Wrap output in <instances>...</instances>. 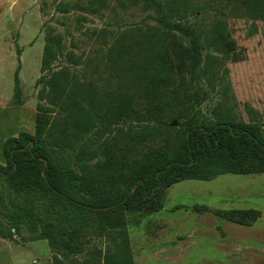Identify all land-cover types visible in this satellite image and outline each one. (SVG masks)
<instances>
[{
  "label": "trees",
  "instance_id": "obj_1",
  "mask_svg": "<svg viewBox=\"0 0 264 264\" xmlns=\"http://www.w3.org/2000/svg\"><path fill=\"white\" fill-rule=\"evenodd\" d=\"M107 1L57 7L101 15ZM131 2L154 24L131 36L121 32L100 60L65 51L63 37L45 24L35 132L3 145L0 216L6 226L0 222V235L46 240L53 264H77L97 237L110 241L103 264H135L131 214H139V222L160 212L167 190L183 180L264 173V122L257 112L247 106L253 113L247 122L231 105L211 119L199 111L214 94L234 99L228 64L248 56L227 18L264 22V0ZM214 9L203 29L196 18ZM16 48L14 100L22 104V47L16 42ZM194 211L245 226L261 217L253 209L197 205Z\"/></svg>",
  "mask_w": 264,
  "mask_h": 264
},
{
  "label": "rangeland",
  "instance_id": "obj_2",
  "mask_svg": "<svg viewBox=\"0 0 264 264\" xmlns=\"http://www.w3.org/2000/svg\"><path fill=\"white\" fill-rule=\"evenodd\" d=\"M84 0H0V164L6 165L3 145L21 132L33 134L39 103L37 81L45 46V24L63 37L64 50L84 61L100 60L121 33L131 36L153 21L131 0H108L101 15L78 9L60 12L57 5ZM167 2L168 0H162ZM197 1V0H194ZM207 1V0H204ZM44 8V11H43ZM214 10L199 14L197 23L209 26ZM233 37L246 48L248 59L229 63L234 99L212 95L200 108L211 119L223 106H232L237 119L250 121L253 113L264 122V22L228 16ZM16 42L22 47V104L14 100V75L18 66ZM59 65V64H58ZM222 106V107H221ZM64 160L69 161L65 154ZM205 205L220 210H258L252 225H239L212 213H197ZM1 207V199H0ZM131 214L127 230L135 264H264V173L228 174L212 181L183 180L167 190L164 209L141 217ZM0 222H6L0 216ZM106 237L94 238L77 264H103ZM53 251L46 240L24 241L0 235V264H53Z\"/></svg>",
  "mask_w": 264,
  "mask_h": 264
},
{
  "label": "water",
  "instance_id": "obj_3",
  "mask_svg": "<svg viewBox=\"0 0 264 264\" xmlns=\"http://www.w3.org/2000/svg\"><path fill=\"white\" fill-rule=\"evenodd\" d=\"M178 124L177 121H174L172 125L176 126Z\"/></svg>",
  "mask_w": 264,
  "mask_h": 264
}]
</instances>
